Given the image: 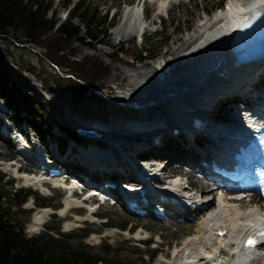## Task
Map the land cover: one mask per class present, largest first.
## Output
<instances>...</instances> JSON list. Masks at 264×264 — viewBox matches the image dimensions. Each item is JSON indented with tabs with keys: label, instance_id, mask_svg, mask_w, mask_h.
Instances as JSON below:
<instances>
[{
	"label": "bare ground",
	"instance_id": "6f19581e",
	"mask_svg": "<svg viewBox=\"0 0 264 264\" xmlns=\"http://www.w3.org/2000/svg\"><path fill=\"white\" fill-rule=\"evenodd\" d=\"M167 1L159 0V7H166ZM141 2L143 0H135L128 7L126 19L113 29L115 38L124 40L132 33L138 35L141 30H146L139 17ZM261 7H264V0H227L222 9H217L206 21L201 19L193 26L183 42L171 52L173 56L165 57L164 53L161 56L163 59L159 57L152 63L133 67L129 74L130 88L123 97L128 100L136 97L144 99L147 104H140L139 108L153 106L156 110L151 109L146 117L139 113L136 117L123 116L124 122H108L104 118L91 121L61 114L74 129H93L98 135L96 138L85 136L89 141L85 145L74 141L65 151L60 146L49 148L66 173L74 172L80 179L116 178L118 183L130 184L128 182L137 180L138 170H142L153 178L146 183L139 182L136 188L157 200L163 196L164 203L158 204L169 213L187 221H191L189 218L196 219L195 232L177 245L168 259L156 264H212L216 261L221 264H264V243L258 249L249 250L241 242L247 233H264V205L254 203V199L249 200L253 202L250 204L245 198L233 200L227 193L219 194L210 183L202 184L197 180L194 170L189 168L205 170V163L210 162L203 137L207 129L214 131L218 125L226 130V137L231 132L238 142L243 143L264 124V116L253 117L251 110L245 111L249 105L259 112L264 109V98L259 96L264 84V64L238 67L233 64L229 51L225 50L237 28L254 9ZM191 14L197 16L196 11ZM165 100L167 105L157 104ZM238 102L246 105L243 110L219 115L218 109L229 108ZM217 103L219 106H215ZM52 106L59 105L52 102ZM193 112L203 118L201 131L192 129L189 122L184 124ZM221 118L225 123L219 121ZM173 127L179 128L177 134L172 132ZM154 138L159 144L152 142ZM99 141L109 146L102 147L96 143ZM211 144L216 155L225 153L222 140ZM143 153L150 154L152 160L156 158L155 162H165L160 169L162 171H153V165L143 167L141 161L137 166V159ZM176 159L179 161L172 166ZM159 172H164L167 177L155 178ZM18 176L25 186H33L49 194L44 185L48 179L45 174L18 173ZM51 182L62 185V178ZM74 187L73 183L66 188L72 192ZM85 200L88 198L81 202L66 194L65 205L59 213L64 215L69 206L76 207ZM245 201L248 205L242 207L241 203ZM199 205H203L201 210L196 209ZM145 209L149 212L148 208ZM50 212V207H42L33 215L28 227L32 231L39 228ZM89 215L94 216L92 213ZM219 230H225L226 234L218 236ZM140 234L137 233L138 236Z\"/></svg>",
	"mask_w": 264,
	"mask_h": 264
},
{
	"label": "rangeland",
	"instance_id": "374dc122",
	"mask_svg": "<svg viewBox=\"0 0 264 264\" xmlns=\"http://www.w3.org/2000/svg\"><path fill=\"white\" fill-rule=\"evenodd\" d=\"M218 1H223L222 7L214 9L212 14L208 12L207 10ZM48 2L50 10L47 13V18L63 22L78 0H71L68 5L65 4L64 0H48ZM134 2L135 0H86V3L96 7L100 16L106 9L111 11L110 16L113 12H117L116 23L122 21L124 12ZM226 2L227 0H168L166 3L167 11L165 12L164 9H158L159 0H143L138 8H141V5L143 7L148 5L151 14L149 13L146 20L148 28L145 30L142 42L137 41L136 33H132L124 40L115 38L114 30L111 27L106 34L98 33L96 40L91 42L92 45H81L72 55L75 58L97 55L105 63L112 66V74L102 90L88 87L84 95L76 96L69 88L64 89L59 86L48 85L46 80L37 75L42 72L54 73V69L50 67L42 55L45 51L43 46L26 42L19 44L12 38L7 39L0 35V46L10 47L13 51L11 56H6L3 60L2 70L4 74L13 79L22 92L42 103L45 110L38 123L42 125L44 130L52 129L54 131L55 124L75 128L67 123L61 114H70L74 118L83 117L91 121H96V118H104L106 121L108 119V122H124L123 116L136 117L139 113L146 117L152 110H156L153 106L146 105L139 108L140 104H147L144 99L138 100L136 97L132 98L134 100H128L123 97L127 89L130 88L129 74L132 68L152 63L164 53L165 57L173 56L171 52L183 42L184 36L190 32L193 26L201 19L206 21L217 9H222ZM194 11L197 12V16L191 14ZM28 65L37 66L39 69L37 74H32L30 70L23 69ZM1 102H3L2 99ZM52 102H56L59 106L53 107ZM215 106H219L218 103ZM156 107L158 106L156 105ZM220 109L222 110V108ZM221 110L218 109V111ZM99 122L102 123V121ZM23 127L25 128V126ZM80 138L83 145L88 144L89 141L84 136H80ZM102 144L105 145L104 142ZM18 158L19 156L10 141L1 139L0 171L5 174L4 180H14L13 187L23 186L34 190L40 198L51 199V206L49 207L51 212L53 211L38 226L39 228L32 231L28 227L29 223L33 215L42 207L37 206L33 197H30L23 205L24 208L32 209L31 216H28L29 218L24 217L22 220L25 225L24 233L27 236L37 235L45 231L46 226H49L53 229L49 233L54 237L57 236L58 232L65 233L72 247H83L92 253L110 251L111 254H119L120 258L128 263L156 264L160 260L168 259L172 250L195 232L196 221H186L181 224L161 222L153 218L132 216L126 213L123 208L110 204L101 205L97 214L92 217L89 215L88 209L78 207L61 215L59 212L65 205L66 192L48 187L50 193L46 194L33 186H25L21 178L14 177V162L18 164L20 162ZM178 161V159L173 160L172 166L176 165ZM159 163L149 162L147 165H153V171L156 172ZM0 187L7 190L10 186L2 183ZM248 197L246 196L247 200ZM258 202L263 204L261 201ZM249 203L253 202L250 201ZM82 204L86 206L87 203ZM241 205L245 207L248 202L245 201ZM106 219L113 224L108 226ZM125 222H127L126 227L121 228V224ZM68 223L71 225L67 226ZM82 229L86 232L89 231L86 237L74 235L75 233L80 234ZM138 232L142 235L138 236ZM148 240L149 244L146 243Z\"/></svg>",
	"mask_w": 264,
	"mask_h": 264
},
{
	"label": "trees",
	"instance_id": "16d2710c",
	"mask_svg": "<svg viewBox=\"0 0 264 264\" xmlns=\"http://www.w3.org/2000/svg\"><path fill=\"white\" fill-rule=\"evenodd\" d=\"M64 1L68 5L71 0ZM222 5L223 1H218L207 11L212 13ZM49 10L48 0H0V35L19 44L26 42L43 46L45 51L42 55L54 73L37 74L39 69L35 65L23 69L40 75L48 85L69 88L76 96L84 95L88 87L102 90L112 74V66L97 55L82 58L72 55L81 45H92L98 33L106 34L115 18L110 16L109 9L100 16L96 7L86 0H78L63 22L47 18ZM12 53L10 47L0 46V97L10 107L12 118L26 121L38 135H42L45 130L38 123L45 110L42 103L22 92L2 70L3 60ZM23 112L29 117H24ZM62 128L70 137L80 140L76 131ZM63 141L59 139L61 145L65 144ZM4 178L5 174L0 171V184L10 186L7 190L0 187V264H134L110 251L92 253L83 247H72L65 233L58 232L54 237L49 233L53 230L49 226L37 235L27 236L22 220L29 218L32 210L23 205L32 196L37 206L49 207L51 199L40 198L29 188L13 187L14 181ZM107 224L113 223L108 220ZM126 225L127 222L120 227L125 228ZM81 231L74 235L86 237L89 234V231Z\"/></svg>",
	"mask_w": 264,
	"mask_h": 264
},
{
	"label": "water",
	"instance_id": "95a60500",
	"mask_svg": "<svg viewBox=\"0 0 264 264\" xmlns=\"http://www.w3.org/2000/svg\"><path fill=\"white\" fill-rule=\"evenodd\" d=\"M78 132L80 134H84L86 136H91V137H95L97 135L96 131H94L93 129L90 130H85V129H78ZM123 190L127 193V194H131L133 196L139 197L140 195H142L141 190L135 189L130 185H123Z\"/></svg>",
	"mask_w": 264,
	"mask_h": 264
},
{
	"label": "snow or ice",
	"instance_id": "6c2138e0",
	"mask_svg": "<svg viewBox=\"0 0 264 264\" xmlns=\"http://www.w3.org/2000/svg\"><path fill=\"white\" fill-rule=\"evenodd\" d=\"M248 244H249V246H254L255 241L249 240Z\"/></svg>",
	"mask_w": 264,
	"mask_h": 264
}]
</instances>
